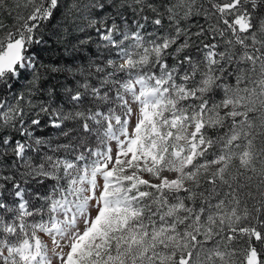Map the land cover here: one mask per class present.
<instances>
[{"label": "snow or ice", "instance_id": "obj_1", "mask_svg": "<svg viewBox=\"0 0 264 264\" xmlns=\"http://www.w3.org/2000/svg\"><path fill=\"white\" fill-rule=\"evenodd\" d=\"M0 264H264V0H0Z\"/></svg>", "mask_w": 264, "mask_h": 264}, {"label": "trees", "instance_id": "obj_2", "mask_svg": "<svg viewBox=\"0 0 264 264\" xmlns=\"http://www.w3.org/2000/svg\"><path fill=\"white\" fill-rule=\"evenodd\" d=\"M54 49L58 50H50V51H46L43 53V59L45 60L46 63H52V64H60V63H64L67 62L69 59V54H63L62 51L64 50L63 47L57 46V45H53ZM87 53L84 51H81L78 55L80 56H84ZM59 81L64 80L63 75H60L58 77ZM68 85L71 86L72 82L70 81V78L68 80ZM47 86V85H46ZM59 98V97H58ZM46 134V136L48 137H52L53 140H62V137H59L57 134V130L55 129H51V128H46L43 130Z\"/></svg>", "mask_w": 264, "mask_h": 264}, {"label": "rangeland", "instance_id": "obj_3", "mask_svg": "<svg viewBox=\"0 0 264 264\" xmlns=\"http://www.w3.org/2000/svg\"><path fill=\"white\" fill-rule=\"evenodd\" d=\"M70 51H71V49H69V52H70ZM62 53H63V54H66V55L69 54V53H65L64 50L62 51ZM78 54H79V53H78ZM67 62H69V63L71 62L70 55H69V59H68ZM70 81H71V79H70ZM60 82H61V83H64V80H61ZM71 82H72V81H71Z\"/></svg>", "mask_w": 264, "mask_h": 264}]
</instances>
